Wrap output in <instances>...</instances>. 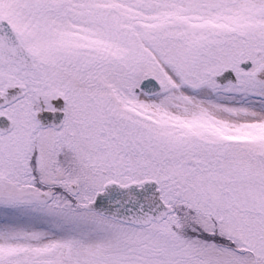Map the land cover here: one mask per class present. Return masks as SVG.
Masks as SVG:
<instances>
[{
    "label": "snow or ice",
    "instance_id": "6c2138e0",
    "mask_svg": "<svg viewBox=\"0 0 264 264\" xmlns=\"http://www.w3.org/2000/svg\"><path fill=\"white\" fill-rule=\"evenodd\" d=\"M0 264H264V0H0Z\"/></svg>",
    "mask_w": 264,
    "mask_h": 264
},
{
    "label": "flooded vegetation",
    "instance_id": "af4514ba",
    "mask_svg": "<svg viewBox=\"0 0 264 264\" xmlns=\"http://www.w3.org/2000/svg\"><path fill=\"white\" fill-rule=\"evenodd\" d=\"M53 103L57 106V107H62L63 105V101L62 99H57V100H54ZM62 113H57L56 116H55V122H59L60 119H62ZM42 119H44V122H49V121H52L53 117L50 113H44L43 114V117Z\"/></svg>",
    "mask_w": 264,
    "mask_h": 264
}]
</instances>
